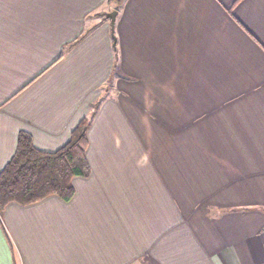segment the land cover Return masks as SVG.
<instances>
[{
    "label": "crops",
    "instance_id": "obj_1",
    "mask_svg": "<svg viewBox=\"0 0 264 264\" xmlns=\"http://www.w3.org/2000/svg\"><path fill=\"white\" fill-rule=\"evenodd\" d=\"M106 2L0 0V172L19 132L56 151L101 102L88 177L5 206L0 264H264V0L88 21Z\"/></svg>",
    "mask_w": 264,
    "mask_h": 264
},
{
    "label": "trees",
    "instance_id": "obj_2",
    "mask_svg": "<svg viewBox=\"0 0 264 264\" xmlns=\"http://www.w3.org/2000/svg\"><path fill=\"white\" fill-rule=\"evenodd\" d=\"M124 0H117L120 4ZM92 28L85 29L82 39ZM115 61V36L111 30ZM90 105L89 115L81 119L71 131L68 141L53 152L40 151L24 131L17 135L15 153L0 172V213L5 206L15 203L27 206L47 197L57 196L64 202L73 198V178H86L90 168L85 157L87 131L100 106Z\"/></svg>",
    "mask_w": 264,
    "mask_h": 264
},
{
    "label": "rangeland",
    "instance_id": "obj_3",
    "mask_svg": "<svg viewBox=\"0 0 264 264\" xmlns=\"http://www.w3.org/2000/svg\"><path fill=\"white\" fill-rule=\"evenodd\" d=\"M109 7H104L102 10L97 11L95 14H91L89 17L88 21L93 18H98L100 21H105L110 24V21L105 18L106 14L111 13V12H117L119 11V6L120 4L117 2V0H107L106 4L104 6ZM111 26V25H110ZM88 29V28H87Z\"/></svg>",
    "mask_w": 264,
    "mask_h": 264
},
{
    "label": "water",
    "instance_id": "obj_4",
    "mask_svg": "<svg viewBox=\"0 0 264 264\" xmlns=\"http://www.w3.org/2000/svg\"><path fill=\"white\" fill-rule=\"evenodd\" d=\"M116 15H117V12L114 11V12L106 14L105 16V18L110 21L111 28L114 25Z\"/></svg>",
    "mask_w": 264,
    "mask_h": 264
}]
</instances>
